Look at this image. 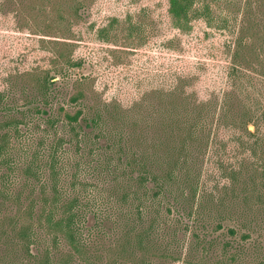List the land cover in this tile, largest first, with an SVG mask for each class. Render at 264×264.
<instances>
[{"label": "rangeland", "instance_id": "obj_1", "mask_svg": "<svg viewBox=\"0 0 264 264\" xmlns=\"http://www.w3.org/2000/svg\"><path fill=\"white\" fill-rule=\"evenodd\" d=\"M205 2L204 6L197 4L204 15L183 31L173 24L169 0H0V90H12L21 104L31 101L37 80L46 71L53 78L57 111L71 110V98L82 92V102L93 108L109 106L104 112L108 123L112 117L134 116L147 142L144 148L167 156L171 145L176 151L182 147L184 138L178 131L182 124L197 123L198 112L207 110L201 123L214 125L217 139L206 148L194 137L187 139L180 155L182 162L187 161L179 165L181 178L195 162L202 170L199 193L206 190L212 197L206 223L213 233L210 239L223 242L226 228L237 223L226 221L223 231L214 233L217 221L213 222L211 214L220 206L235 218L247 213L256 219L254 238L261 243V255L253 253L257 250L253 246L244 251L230 248L227 255L238 254L235 264H264V201L255 202L264 195V179L253 173V162L264 158V144L256 155L238 143L224 144L240 134L249 105L262 97L264 104V0ZM70 61L80 66L71 69ZM232 67L242 74L240 78L229 76ZM165 118L176 122L168 131L158 129V122ZM37 130L32 125L28 131L34 142L39 138ZM249 130L254 127L250 125ZM220 162L243 172L237 184H230ZM113 187L111 182L102 184L106 190ZM246 196L253 209L244 205ZM15 211L14 205L5 204L1 214ZM149 219L146 212L144 221ZM95 222L90 218L88 227ZM181 229L177 243L168 246L173 248L170 257L158 253L145 259L150 264H196L201 259L209 264H231L221 247L204 256L190 254L192 229ZM106 230L107 236H97L92 250L95 264L118 259L116 247L124 225L108 222ZM171 236H161L159 244L165 247ZM153 239L150 243L155 244ZM178 242L186 246L179 248ZM64 246L59 254L68 252ZM144 256L132 247L118 264H136ZM82 263L75 257L74 264Z\"/></svg>", "mask_w": 264, "mask_h": 264}, {"label": "trees", "instance_id": "obj_2", "mask_svg": "<svg viewBox=\"0 0 264 264\" xmlns=\"http://www.w3.org/2000/svg\"><path fill=\"white\" fill-rule=\"evenodd\" d=\"M197 4L204 6L206 2L169 0L168 12L175 27L187 31L193 19L204 15ZM69 63L71 69L80 66L75 61ZM237 71L232 67L229 76L240 78L242 74ZM43 73L31 101L21 104L12 90H0V264H74L75 257L81 258L82 264H95L92 250L97 236H107L108 222H120L125 230L116 247L117 261L104 264H118L129 256L132 247L146 255L136 264H150L145 259L148 254L170 257L173 248L168 246L177 243L176 234L181 228L192 229L190 254L204 256L221 247L231 264L238 261V254L228 256L230 248L244 251L253 246L257 249L253 253L261 255V243L254 238L258 233L253 226L256 219L247 213L235 218L220 206L211 214L213 222L217 221L214 233L223 231L226 221L237 223L226 228L223 242L210 239L213 233L206 223L210 217L207 205L212 197L207 196L206 190L199 193L202 170L196 168L195 162L181 178L179 165L187 161L182 162L180 155L186 149L187 139L194 137L205 148L217 139L213 136L214 125L201 123L207 110L198 112L197 123L185 122L179 128L184 141L177 151L171 145L167 151L170 149L168 152L173 154L151 153L153 149L144 148L147 142L134 116L112 117L108 123L104 112L109 106L105 110L93 108L82 102V92L71 98V110L57 111L53 78L46 71ZM262 99L247 106L240 134L224 141L225 147L228 142L238 143L254 155L263 148ZM173 122L176 123L174 119H161L158 129L168 131ZM32 125L39 130L36 142L29 137ZM250 125L254 131L249 130ZM219 165L227 172L230 184H237L243 176V172L231 166L228 169L222 162ZM253 168L255 177L264 179V158L262 162H253ZM108 182L114 187L103 189L102 184ZM245 198L244 205L253 209L251 199ZM259 201H264V195L255 200ZM5 204L14 205L15 213L3 216ZM146 212L150 214L148 221H144ZM90 218L96 222L88 227ZM135 227L139 229L133 234ZM163 235H173L165 247L159 244ZM151 238L155 244L150 243ZM62 245L69 249L59 254ZM177 245L186 246L181 242ZM196 264L209 263L201 259Z\"/></svg>", "mask_w": 264, "mask_h": 264}]
</instances>
